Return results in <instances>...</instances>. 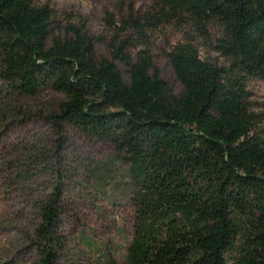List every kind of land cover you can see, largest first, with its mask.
Here are the masks:
<instances>
[{
  "label": "trees",
  "instance_id": "obj_1",
  "mask_svg": "<svg viewBox=\"0 0 264 264\" xmlns=\"http://www.w3.org/2000/svg\"><path fill=\"white\" fill-rule=\"evenodd\" d=\"M152 2L121 31L145 45L161 24L201 34L215 25L225 64L203 60L190 42L175 45L166 54L181 86L175 94L150 51L132 59L125 40L112 51L127 67L124 82L80 30L52 37L48 5L0 0V79L23 96L61 94L53 122L120 153L135 214L125 264H264V126L247 90L249 80L264 81V0ZM61 194L56 188L39 207V264H56L65 247Z\"/></svg>",
  "mask_w": 264,
  "mask_h": 264
},
{
  "label": "rangeland",
  "instance_id": "obj_2",
  "mask_svg": "<svg viewBox=\"0 0 264 264\" xmlns=\"http://www.w3.org/2000/svg\"><path fill=\"white\" fill-rule=\"evenodd\" d=\"M52 11L51 35L64 37L74 27L94 40L96 60L110 62L128 81L127 67L112 57L120 43L132 59L148 49L160 78L178 94L166 54L179 43L190 42L203 60L222 66L215 51L219 28L206 34L186 23L161 24L147 32L148 43L121 28L131 14L142 17L152 0H28ZM50 45V42H48ZM250 109L264 126V81L247 82ZM63 96L42 90L23 96L0 79V264H39L34 231L39 207L58 188L61 194V232L65 247L56 264H125L133 237V192L127 168L109 142L53 122ZM234 254H232L233 256Z\"/></svg>",
  "mask_w": 264,
  "mask_h": 264
}]
</instances>
